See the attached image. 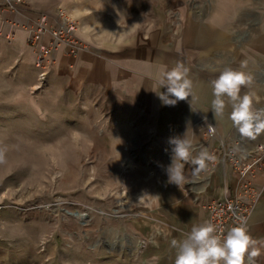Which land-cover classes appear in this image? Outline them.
<instances>
[{"label": "rangeland", "instance_id": "374dc122", "mask_svg": "<svg viewBox=\"0 0 264 264\" xmlns=\"http://www.w3.org/2000/svg\"><path fill=\"white\" fill-rule=\"evenodd\" d=\"M24 1L37 16L65 12L100 49L91 77L80 56L56 51L36 88L34 63L0 35V264H156L149 250L151 231L167 229L154 207L168 145L157 146L163 135L145 114L157 96L153 61L161 71L197 54L206 15L237 10L234 41L257 33L264 0ZM59 57L77 63L58 72Z\"/></svg>", "mask_w": 264, "mask_h": 264}, {"label": "crops", "instance_id": "0c3cea01", "mask_svg": "<svg viewBox=\"0 0 264 264\" xmlns=\"http://www.w3.org/2000/svg\"><path fill=\"white\" fill-rule=\"evenodd\" d=\"M24 4L26 5H19L18 11H11L8 8L0 11V35L6 37L8 45L18 55V59L22 60L21 63L32 65L34 52L28 45L26 31L21 27L11 28L13 22L19 23L28 16H36L30 3L25 2ZM236 11L230 10L224 14L206 15L204 21L200 22L198 34L194 35L199 39V52L197 54L185 53L182 59V63L190 69L189 77L193 82L191 97L187 100L177 101L174 106H168L156 94L155 100L152 99V103H150V110L145 113L154 123L151 133L163 135L160 139L158 136L153 137L157 146L162 140L168 145L167 154L158 161L160 185L157 190V203L154 207L158 219L166 222L167 229L157 228L156 231H151L152 242L149 250L151 257H156V264H174L177 250L171 242L185 239L193 225L209 223L208 213L202 207L204 201L232 197L238 186L236 173L228 162L221 161L214 163L206 161V170L201 171L197 176H193L194 166L188 163L184 169L188 183L181 189L175 184L168 183L165 169L171 163L173 145L170 144V139L186 134L188 138H193L196 141L198 150L200 146H203L209 152L220 144L248 152L257 143L264 140V134L255 140L241 137L228 119L230 108L226 110L223 118H217V120L214 119L210 110L213 99L210 81L215 79L219 73L207 70L205 65H213L222 69L225 66L238 67L241 61L247 60L245 70L252 73L254 77L252 90L264 99V59L259 58L258 60L255 57V55H264V23L258 27L257 33L252 32L243 40L234 41V38L238 37L237 34L242 30L238 24L239 17ZM49 16L54 21L55 17L53 19L51 15ZM261 20L264 22V18ZM11 31H13L12 35ZM7 36L12 39L8 40ZM85 42L89 48L78 56L81 61L86 62L87 73L91 77L96 70L93 64L94 53L98 52L100 48L93 47L88 41ZM138 58H141L140 55ZM58 59L60 62L57 66L55 65L58 72L70 68L75 62L77 63V60L68 57H59ZM175 62L173 58L174 66ZM156 63L153 61L148 74L149 78L157 83L156 93L166 92V89H161L158 86L160 71ZM171 68L172 66L168 67V69ZM104 71L105 68L102 72ZM257 107H264V103ZM209 124L213 125L216 131L215 137L212 139H208L205 135L206 127ZM197 154L198 151L193 152L192 155L195 157ZM253 183L256 189L261 190V196L251 213L247 229L254 238L264 241V171H260L255 176ZM144 257L146 256L144 255ZM257 264H264V248H262L261 256L257 258Z\"/></svg>", "mask_w": 264, "mask_h": 264}, {"label": "clouds", "instance_id": "9594fccd", "mask_svg": "<svg viewBox=\"0 0 264 264\" xmlns=\"http://www.w3.org/2000/svg\"><path fill=\"white\" fill-rule=\"evenodd\" d=\"M247 63L244 60L238 67L225 66L221 69L205 65V68L219 73L210 81L213 96L210 110L214 119L223 118L230 108L228 119L240 136L255 140L264 134V107H257L264 103V99L252 90L254 77L245 70ZM189 73L190 69L179 61L171 69H161L159 85L166 92L157 95L165 105L174 106L177 101L191 97L193 82ZM169 142L173 147L171 163L165 169L167 182L180 189L188 183L184 173L186 164L194 166L192 174L197 176L206 170V161L216 159L206 147L200 146L198 150L196 141L186 134L171 138ZM197 151L198 154L193 157V152ZM216 232L214 224L203 223L193 225L182 241L173 240L172 246L177 250L174 264H257L264 241L254 238L244 224L232 227L223 238Z\"/></svg>", "mask_w": 264, "mask_h": 264}, {"label": "built area", "instance_id": "2783aa9c", "mask_svg": "<svg viewBox=\"0 0 264 264\" xmlns=\"http://www.w3.org/2000/svg\"><path fill=\"white\" fill-rule=\"evenodd\" d=\"M22 0H0V11L8 8L11 11H18V5ZM21 27L27 33L28 45L34 52V66L38 69L36 88L47 83L49 68L54 62L53 55L61 51L67 56L77 57L82 51L89 47L78 35V28L74 21L69 19L67 14L59 11L55 22L46 14L26 17L22 22L11 23V28ZM13 34V31L10 32ZM11 40V37H8ZM214 126L206 127L205 135L208 139L215 137ZM215 156L214 162H228L238 177L237 191L232 197L223 199H210L202 203L207 211L209 223L216 227V234L222 238L227 231L234 226L244 224L248 228L249 219L253 209L261 196V190L254 186V178L264 171V140L257 143L248 151H240L235 147L220 144L216 149L209 152ZM5 205L0 202L1 213Z\"/></svg>", "mask_w": 264, "mask_h": 264}, {"label": "bare ground", "instance_id": "6f19581e", "mask_svg": "<svg viewBox=\"0 0 264 264\" xmlns=\"http://www.w3.org/2000/svg\"><path fill=\"white\" fill-rule=\"evenodd\" d=\"M81 216H82V214H81Z\"/></svg>", "mask_w": 264, "mask_h": 264}]
</instances>
